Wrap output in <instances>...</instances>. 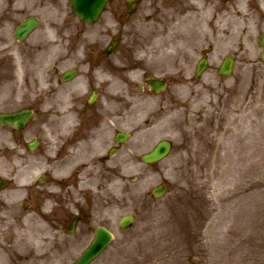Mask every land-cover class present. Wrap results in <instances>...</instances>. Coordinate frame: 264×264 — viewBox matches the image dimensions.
<instances>
[{
    "label": "rangeland",
    "instance_id": "obj_1",
    "mask_svg": "<svg viewBox=\"0 0 264 264\" xmlns=\"http://www.w3.org/2000/svg\"><path fill=\"white\" fill-rule=\"evenodd\" d=\"M166 3L142 0L122 26L113 25L107 13L86 26L88 44L98 42L94 46L99 47L110 38L121 39L112 58L116 70L98 73L97 80L104 94L121 101L122 116L128 121L121 125L134 133V141L118 158L117 178L102 189L84 188L91 232L102 225L114 235L92 264H264V59L259 58L261 48L256 41L264 32V0L232 4L233 16L239 10L240 22L232 20L225 30L229 35L215 43L219 54L197 80L190 71L196 55L182 62L166 50L170 39L160 44L154 40L161 28L167 31ZM118 9L123 22L122 3ZM146 31L151 37H146ZM197 40L204 39L200 35ZM227 54L236 57L234 73L220 78L215 70ZM127 63L128 68L132 66L129 75L119 69ZM180 70L183 76H178ZM144 73L167 78L166 90L159 94H150L146 88L140 91ZM33 136L26 133L23 142ZM160 138L172 141L171 154L156 166L137 165L140 152ZM18 141L0 131V175L11 186L5 195L11 201L0 249L10 250L8 264H23L21 252L27 248L34 264H69L84 249L78 247L89 242L91 232L71 248L68 237L51 228L49 222L62 219L64 209L72 205L68 198L56 197L60 191L55 186L50 191L56 190V196L50 195L48 179L40 186L34 184L45 169L43 163L35 164L30 180L39 191L46 221L32 207L34 212L28 210L30 216L24 223L31 218L28 223L33 228L25 232L12 216L21 196L10 190L17 181L10 162L19 163ZM136 147L141 148L136 152ZM43 153L40 149L35 156L41 154L38 159L44 162ZM26 170L23 167V176L28 177ZM149 175L154 178L151 183L139 186L138 181ZM161 183L167 191L154 197L151 190ZM125 214L135 220L130 228L121 229L118 220Z\"/></svg>",
    "mask_w": 264,
    "mask_h": 264
},
{
    "label": "flooded vegetation",
    "instance_id": "obj_2",
    "mask_svg": "<svg viewBox=\"0 0 264 264\" xmlns=\"http://www.w3.org/2000/svg\"><path fill=\"white\" fill-rule=\"evenodd\" d=\"M140 1L132 2L140 4ZM166 1L164 23L172 38L169 51L181 60L187 58L184 52H196L195 43L201 32L198 14L202 12L207 19L202 29L208 37L215 38L216 25L223 26L231 9L230 0ZM118 7L119 0H111L105 10L112 24L120 22ZM26 21L35 22L36 27L26 36L18 37L16 28ZM87 25L72 13L69 0H0V112H32L22 130L16 131L9 125L0 127L8 128L17 140L20 138L23 147L20 153L26 152L19 155L17 174L21 179L25 167L29 182L19 189L21 196L12 216L25 232L33 228L28 223L31 218L24 223L30 211L34 212L32 207L36 206L35 211L46 221L39 191L30 180L35 164L42 163L38 159L41 154L35 156L42 149L43 158L47 157L44 162L50 167L45 179L57 185L62 190L61 197L68 198L72 205L62 219L49 223L52 229L68 237L71 248L80 245L91 231L90 214L85 206L88 193L84 188L110 185L117 178L118 158L134 137L128 127L121 125L128 124L120 110L121 101L104 94L103 85L97 80L98 73L116 70L112 58L119 42L116 40L115 51L110 54L106 52L107 42H100L99 47L94 46L98 42L88 44ZM120 131L127 137L122 144ZM28 132L34 134L30 140L34 150L28 148V141L23 142ZM8 190V181L4 179L0 182V240L5 235L1 230L9 212L5 197Z\"/></svg>",
    "mask_w": 264,
    "mask_h": 264
},
{
    "label": "water",
    "instance_id": "obj_3",
    "mask_svg": "<svg viewBox=\"0 0 264 264\" xmlns=\"http://www.w3.org/2000/svg\"><path fill=\"white\" fill-rule=\"evenodd\" d=\"M106 0H75L74 8L85 15L87 19H95L96 14L101 10L102 5L105 3ZM260 44L264 48V35L261 37ZM264 57V51L262 54ZM231 59L227 58L223 65L219 70V74L227 76L231 73ZM161 84V83H159ZM170 145L169 143L163 141L157 145V147L149 154L143 157L144 161H156L161 159L164 155H166L169 151ZM164 191L162 186L156 188L154 190V194L159 195ZM132 223V218L130 216L124 217L120 224L122 227H128ZM111 239V235L105 230H98L95 234V239L92 241L89 248H87L83 254L72 264H89L96 256H98L108 244Z\"/></svg>",
    "mask_w": 264,
    "mask_h": 264
},
{
    "label": "bare ground",
    "instance_id": "obj_4",
    "mask_svg": "<svg viewBox=\"0 0 264 264\" xmlns=\"http://www.w3.org/2000/svg\"><path fill=\"white\" fill-rule=\"evenodd\" d=\"M144 34H146V37H148L149 32L146 31V33L144 32ZM155 36H156V37L154 38V40H155V42L158 43V44L163 43V42H164L165 40H167L168 37H169V36H166V34H165L163 28H161L159 34L156 33ZM149 37H151V35H149ZM217 54H218V53H217ZM6 134H7V133H6ZM7 136H8V134H7ZM10 163H11V166H12L13 168H15V166H16V162L13 160V161H11ZM43 172H44V171H43ZM43 172H42V173H43ZM137 176H138V175H135V177H137ZM153 179H154V178H153L152 175L144 176V177L141 179L142 181H141V180L138 181V182H139V186H147V185H149V183H151V181H152ZM28 182H29V180H28V178L25 177V176H23L21 179L17 180V183L14 182V183H15V186H14V193H15L16 195H19V194H20L19 189L21 190L22 188H24ZM49 190H50V189H49ZM8 199H10V198H8ZM27 249H28V248H27ZM27 249H25L23 252H21V256H22V258H23V264H31V263L34 264L35 260H34V262H33V260H32V256H31L30 254L28 255L29 250L27 251ZM9 251H10V250L8 249V250H6V251L4 252L3 250L0 249V264H8V262H10L9 260H10V256H11V254H10ZM12 257H15V255H12ZM26 257H27L28 259H26Z\"/></svg>",
    "mask_w": 264,
    "mask_h": 264
}]
</instances>
